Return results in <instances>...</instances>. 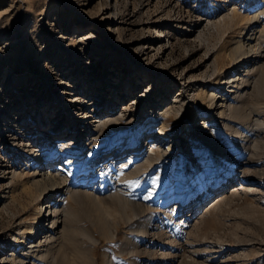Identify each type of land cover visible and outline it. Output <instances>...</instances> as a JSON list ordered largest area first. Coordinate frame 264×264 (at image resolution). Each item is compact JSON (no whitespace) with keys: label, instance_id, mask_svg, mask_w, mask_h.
Wrapping results in <instances>:
<instances>
[{"label":"rangeland","instance_id":"rangeland-1","mask_svg":"<svg viewBox=\"0 0 264 264\" xmlns=\"http://www.w3.org/2000/svg\"><path fill=\"white\" fill-rule=\"evenodd\" d=\"M234 5L245 18L264 10V0H0V201L7 202L11 211H4L0 202V254L4 246L12 252L13 242L20 246L16 254H26L23 244L38 223V207L45 200L44 195L33 198V188L21 179L12 186L8 174L25 169L27 161L45 158L32 145L33 138L50 131L46 127L39 132L33 126L42 114L46 126L62 127L65 137L48 139L52 143L83 135L74 151L59 147L46 158L64 176L69 173L65 183L70 187L85 180L91 185L84 190L106 199L99 204L84 194L77 201L70 195L63 198L62 205L69 204L73 213L66 219L73 239L36 249L30 256L36 254L40 263L264 264V57L261 67L252 70L254 82L249 80V86L233 82L228 89L225 83L247 57L242 36L261 26L247 21L230 29L217 26L218 14ZM196 25L198 31L188 36ZM247 25L242 33L241 27ZM79 34L82 40L68 51L70 40ZM83 34L94 35L101 44ZM165 36L170 40L167 44L160 42ZM48 57L54 65L44 67L50 60L41 62ZM137 73L143 74V83H132L129 96L122 92L123 78L134 82ZM94 90L98 92L92 96ZM79 91L81 97L76 96ZM113 91L120 99L112 101ZM164 93L167 106L178 103L176 97L185 99L180 102L184 106L180 120L174 113L162 120L150 109L151 100ZM215 93L225 101L221 112L212 107V97H221ZM144 97L149 100L141 104ZM128 106L131 112L117 113ZM94 109L103 113L85 116ZM136 109L138 113H132ZM113 114L121 120L114 128L87 136L100 119ZM150 116L155 117L147 129ZM23 118L31 129L17 125ZM201 118L205 123H198ZM11 121L14 124L6 134V122ZM161 126L169 134L177 132L179 138L172 143L171 136L166 137L160 144L165 156L148 171L124 175L123 182L111 160L119 145L126 147L120 149L123 156L118 161L137 152L135 165L149 154L159 157L160 149H145L149 140L144 145V135L157 134ZM185 139L188 143L182 145ZM69 158L78 160L79 166L66 169L63 161ZM226 177L236 182L228 185ZM240 182L244 188L232 192L231 186ZM118 190L141 206L123 209L111 196ZM223 193L228 199L214 204Z\"/></svg>","mask_w":264,"mask_h":264},{"label":"bare ground","instance_id":"bare-ground-1","mask_svg":"<svg viewBox=\"0 0 264 264\" xmlns=\"http://www.w3.org/2000/svg\"><path fill=\"white\" fill-rule=\"evenodd\" d=\"M250 3L251 2H249V4L247 3V5H250ZM237 6L238 5H234V7L232 9H226V13L224 15H222V16H220L221 14L219 13L218 14L219 15V18L216 21V25L217 26H221V27H225L227 29H230V28H233V27L235 28L238 25H241V22L244 24V21H247L248 23H250L252 25H255L256 24V25H259L261 27L258 28V27L253 26V29H251L253 31H249L247 34H245V35L242 36L243 38H245L244 40L246 41L247 47H248V49L245 52V56H247V57H244L243 59H241L240 62L238 63V66H236V68L233 70V72L229 73L226 76L227 78H229V79H227L225 81V83L229 85L228 89L230 87H232V83L233 82L234 83H237V84L240 83L241 85L244 84V83H247L248 84L249 83V80L251 78L250 74L252 73V70L255 69V68L258 69V67L260 66V61H261L262 57H264V55L262 56V49L263 48L261 49L260 48L261 45L259 46V44H260V42H259L260 37L262 35H264V16H263L264 10L260 11L259 13L255 14L253 16L247 15V17L245 18V17L242 16V14H240ZM110 9L112 10V6H111ZM113 13H114V11H113ZM113 13L111 11L110 15L112 16ZM210 20H212V19H210ZM211 24L212 23H210L208 25H211ZM217 26H216V28H217ZM192 27H194V30H192V31L191 30H188L187 31L188 36L191 33H193V32L196 33L198 31V26L197 25L196 26H192ZM214 27H215V25H214ZM214 30H216V29H214ZM247 30H248V25L247 26H244V27L243 26L241 27V31H243L242 33H246ZM158 32H160V30ZM161 32H162V30H161ZM200 33H202V32H200ZM200 33L198 35L199 38H200V35H201ZM83 35H85V34H83ZM85 36H86V39L88 41H95V44L96 45L97 44H101V42L98 40V38H96L94 35L86 34ZM79 37H80V34L78 36H75L74 38H72L70 40V42H69V44L67 46L68 47L67 48L68 51H70L69 50L70 47L72 49V46L71 45L73 43H77V42H80L82 40L81 38L78 39ZM120 38L121 37L118 36L117 37V40H119ZM160 42L167 44L168 42H170V40H169V38H167L165 36V38L163 40H161ZM243 43H245V42H243ZM238 46H241V44H239ZM97 50H95V51H97ZM97 52L99 53V52H101V50H98ZM80 54H82V53H78V55H80ZM65 55H68V54H64V56ZM70 55H71V53H70ZM74 56H76V55H74ZM46 60L47 61L50 60V61H49V63L44 64V67H46L48 65H54V61L50 57H48L47 59L44 58L43 61L41 62V64H43L44 61H46ZM66 63H68V60L66 61ZM261 65L263 66V64H261ZM142 75L143 74L137 73L136 76H138V79L136 81H134V82H130V81L127 82V79L124 77L123 78V84H122L123 91L122 90L121 91L122 92H125V91L128 92L129 93V96H130L132 94V91H134L131 88L130 85L132 83L133 84L134 83H137L138 85H140L141 83H143ZM250 81L252 82L253 79H251ZM253 84H255V83H253ZM248 86H249V84H248ZM98 87H101V85H99ZM254 88H256V87H253V89ZM87 90H88V88H87ZM1 91L2 90H0V94H2ZM257 91H258V89H257ZM96 92H98V91L94 90L91 93V95L94 96L96 94ZM112 94L110 96V98L113 97V99H114L112 101H116V100L120 99V97H121L120 94H119V96L117 95L118 94L117 91H113ZM82 95H83V93L81 91H79L78 94H76V96H80V97ZM215 95L221 96L220 94H217V93H215ZM167 98H168L167 97V94H165V93L160 98H157V99L155 98L156 100L153 98L151 100V103H150V105H151L150 106V109L152 110L153 113H159L160 119H162V120L164 118H166V116H168L170 113H174L175 114V117L180 120V118L182 116V112L184 111V106L183 105L181 106L180 102H182L185 99H178L179 97H176V98H174V100H176L178 103H176L174 101L171 106H167V104H166V99ZM212 98H214L213 99V102H211L212 103V107L215 108V110H217V111L222 110L224 108V106H225L224 105V102L225 101H224L223 96H221L219 98L216 97V96H214ZM147 100H149V99L146 98V97H144L142 99V101H141V104H144ZM131 102L133 104H136V102H134V101H131ZM164 103L166 105L161 106ZM115 106H113V107H115ZM144 106L141 108V109H143V111H145L144 110V108H145ZM163 107H166V108L164 110H162ZM242 109H243V107H242ZM257 109H258V107H257ZM130 110L131 109H129V106H128V107H124L123 109H120V111L117 112V113H129V112H131ZM114 111H110L109 114L114 113ZM138 111H139V109H136V111H134L132 113H138ZM99 112L100 113H103V111L98 110V109H94V110H91V111L89 110L88 112L85 113V116L90 117L91 115L89 113H99ZM240 115H242V113H240ZM150 117H152V118H148L147 121L145 122V125H146L145 127L147 129H150L152 127V124H149V123L154 120V117L155 116H150ZM35 118H36V120H35L36 121V124L34 123L33 126L36 129H39V132H41V130L43 128L49 127V129H50V131L52 133L51 135H49L50 131L47 134L44 131L43 133H41V135H37L41 139L40 142H39V138L38 137L32 139V141H34L32 143V145L35 143L36 144L35 146L37 147V149L34 150V152H37V153L41 152L40 155L41 156H44L45 155V158H43L42 160H39L40 159V157H39L38 159H36L35 162L29 163V164H28V161H27V163H26L27 164V167L25 169H22L20 171L17 170V169H15V170L13 169L14 171L12 170L10 173H8V172L7 173L10 174V176H11L10 181L12 183V186H13V184L16 181L17 178L18 179H21V180H23V184L24 185L28 184V185H30L33 188V190H32L33 198L38 199V198H40V197H42L44 195L45 196V200L43 201V205L40 206V207H38V210H39V212H38V214H39L38 223L36 224L35 228H33V232L30 233L27 236L28 239L23 244L24 246H26V251H27L26 254L25 255L24 254H16L15 251L20 250V246H19V243L13 242V246H12L13 248H11V250H9V251H12V252L9 253L7 251V249H6V246L3 247V252L0 254V264H41L42 262L40 263L38 261L39 259L36 260V256H37L36 254H34L33 256H30L32 253H35L37 251L36 249L41 248L42 246H44L46 244H47L48 247L49 246H54V245L56 246V244H60L62 242V240H64V239H66V240L73 239V235H74L73 230L69 228V226L67 225V221H66V219H68L69 217H72L73 216V213L71 211V207L69 206V204L66 203L65 205H62L63 204V201L65 200L63 198H65L66 196L70 195V197H72V199L74 201H77L79 199L80 195L81 194H84L85 196H88L87 198H91L92 201H94L95 203L97 202L99 204H100V201L99 200L106 199V198H104L105 196L104 197H101V196L96 195L95 193L94 194H91V192L88 189L84 190V188L90 187V185H91V184H89V182H86L85 183L84 182L85 180L84 181H80L76 185L70 187L68 184L65 183L66 181H68V179H67L68 177L66 175H69V173L64 176V174H61L60 173V171L62 169L61 168H58V166L56 165V163L54 161L49 160L48 158H46V155H48L49 153L54 152L53 150H55V149H57L59 147H61L60 149H67V150L68 149L69 150L73 149V151H74V149L77 148L79 146V144H81V142H77V139H80L83 135L82 136H79L77 139L68 136V139H66L63 142L61 141L62 143H60V141H55V143H52V141H49L48 139L55 140L56 138L57 139H61V138H64L65 137V136H62V132L60 131L61 128H62V127H60V124H58V125H55V124L52 125L51 124L49 126H46V123L48 122V120L42 114H38L37 117H35ZM22 120L23 121L20 122L17 125L18 126H21V128H24L25 130L31 129L32 126H29L30 125L29 121L26 118H23ZM120 121L121 120H118V118H114V114H113V116L112 115H109L107 119H100L99 120V124L98 125H95V126H93L91 128L92 131H94V132L93 133L90 132L89 134H87V136H90V137L91 136H96L99 133V131H101V129H105L106 127H113L114 128V126L116 125V123H118ZM198 123L199 124L200 123H202V124L205 123V119L204 118L199 119ZM12 124H14L13 121H11L9 123L6 122V125H5L6 126V129H9L6 132V134L10 133L9 131H10L11 127H12ZM148 124H149V126H147ZM180 125H181V123H180ZM145 127L142 126L140 129L143 130ZM46 135H49L50 137H46ZM177 135H178L177 132H174V133H171V134L167 133V130H166L165 126H161L159 128V130H158V133L155 134V135H152L151 136V133H146L144 135L145 136V143H144V145L146 144V141H148V140L149 141L147 142L145 149L146 150H149V149L150 150H153L154 148H158V149L161 150L162 154L159 157H155L152 154L147 155V157L145 155V157H146L145 158V161H143V163H141L140 165L139 164L135 165L137 163L136 160H137L138 157L136 156V154H138V152L137 153H134V154L130 153L129 160H127V161H124V160L118 161V159L123 156V152L120 149L122 148V150H123L126 147V144H123V143L120 144L119 147L116 150V151H118L117 152V155L114 158H111V160H112V162H114V164H116L115 168L117 170H120V173L119 174H120V178L123 179V182L125 180V176L132 177L131 176L132 174H134V176H137V175H139L142 172V170L143 171H148L150 169V167L155 166V164H157L158 161H160L162 159V157L165 156V153H164V150L165 149L160 144L168 136H171V138H169V140H171L172 143L175 142V140L179 138ZM52 136H54V137H52ZM22 137H24V136H22ZM90 137H89V139H90ZM7 138H8V136H7ZM42 138H44V139L42 140ZM23 140H24V138L23 139L21 138L19 140L20 145H21V141H23ZM6 142L7 141H5V144H6ZM9 143H10L9 145H13V142L10 141ZM181 143H182V145H186L188 143V139L187 140L186 139L183 140V142L181 141ZM121 145H122V147H121ZM174 145H176V143ZM256 147H258V146H256ZM106 151L109 152V149L106 150ZM106 151H105V153H106ZM105 153L103 154V156L106 155ZM109 153L113 154L114 152L113 153L112 152H109ZM37 155H39V154H37ZM62 157H64V156H62ZM76 157L78 159V156H76ZM115 158L117 159L116 161L114 160ZM67 162H68L69 165L68 164L67 165L65 164ZM63 163H64V167H66V169H69L70 170L71 168L73 169L75 166L78 167L80 162H78V160H75L74 162H71L70 161V158H69V159H64ZM76 163H77V165L74 166V164H76ZM237 164L240 165L239 162H237ZM100 166H101V164H100ZM144 166H147V167L144 168ZM125 169L128 170V172L127 171L125 172ZM231 171L234 172V169H231L230 170V173H231ZM229 176H231V174ZM25 179H27V180H25ZM226 179L229 180L228 181V185H229V183L231 184V183L236 182L235 179L232 180L230 178L228 179L227 177H226ZM118 181L120 182V180H118ZM153 182H154V184L159 183L158 180H153ZM244 185L245 184L243 182H240L236 186L235 185H232L231 186L232 189H233L232 192L235 191V190H237L236 193L238 194L239 193L238 192V189L244 188ZM252 189H254V188H252ZM223 190H226V189H223ZM121 193L122 192H119V190H118L117 192H113L111 194V196L113 197L114 201H116V203L118 205H120L123 209L132 208L134 210H137V208H139V206H141L140 204L135 203L134 200H129V199L126 200L123 197V194H121ZM232 194H234V193H232ZM29 195L30 194L28 192V196ZM56 195H58L57 198H59V199H56V197H55ZM226 197H227V195L226 194L224 195V193H223V195H219L217 197V201L214 204H216L219 201L221 202L224 199L226 200ZM227 199H228V197H227ZM0 202L3 203V206H4L3 207V210L4 211H6L7 213L8 212H11V211H9V208H8L9 207V204H7V202H4L2 200ZM212 207H214V206H212ZM186 219H188V218H186ZM110 234H112V233H110ZM16 240H17V238H16ZM93 241H95V239ZM53 250L54 249H52V251ZM47 253H49V252H47ZM42 259H43V255H42Z\"/></svg>","mask_w":264,"mask_h":264}]
</instances>
